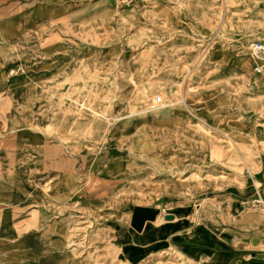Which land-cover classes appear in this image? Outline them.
I'll return each mask as SVG.
<instances>
[{"label": "rangeland", "instance_id": "1", "mask_svg": "<svg viewBox=\"0 0 264 264\" xmlns=\"http://www.w3.org/2000/svg\"><path fill=\"white\" fill-rule=\"evenodd\" d=\"M231 1L0 0V264H202L198 230L264 238V1Z\"/></svg>", "mask_w": 264, "mask_h": 264}, {"label": "crops", "instance_id": "2", "mask_svg": "<svg viewBox=\"0 0 264 264\" xmlns=\"http://www.w3.org/2000/svg\"><path fill=\"white\" fill-rule=\"evenodd\" d=\"M258 174L255 179L264 185V163L262 168L258 170ZM165 231V229L162 230V233ZM198 233L196 232L194 235L198 236ZM220 234L222 233L210 234L207 232L209 236L207 238H195L194 235H189L188 242L194 246L186 245L190 247L192 256L202 264H264L263 237L253 238L254 244L253 247H250L246 243L243 244V241H237L238 239L234 241L232 237L229 238Z\"/></svg>", "mask_w": 264, "mask_h": 264}, {"label": "built area", "instance_id": "3", "mask_svg": "<svg viewBox=\"0 0 264 264\" xmlns=\"http://www.w3.org/2000/svg\"><path fill=\"white\" fill-rule=\"evenodd\" d=\"M248 50L252 61L253 72L264 78V40L253 41ZM161 101L162 98L160 96L155 99V103L157 104L161 103ZM263 202L261 190L257 188V195L253 199V204L260 205Z\"/></svg>", "mask_w": 264, "mask_h": 264}, {"label": "bare ground", "instance_id": "4", "mask_svg": "<svg viewBox=\"0 0 264 264\" xmlns=\"http://www.w3.org/2000/svg\"><path fill=\"white\" fill-rule=\"evenodd\" d=\"M228 3H229V4H232L233 2H232L231 0H225V5H226V7L228 6ZM261 26H262V30H263V32H264V25H261ZM220 32H221V34H222L223 36L225 35V32H224L223 30H221ZM260 37H262V35H261ZM261 40H264V38L262 37ZM250 45H251V43H250ZM250 45H249V46H250ZM156 77L158 78L157 81H159V80H163V79H165V80H167V81H174L176 75L172 74V72H169V73H163V74H156ZM170 83H171V82H170ZM224 134H225V135H229V134L231 135V132H230V131H225ZM251 135H252V134L247 133V132H244V133H243V136H246L247 138H250ZM232 136H233V134H232ZM247 138H245V139H247ZM263 203H264V202H263ZM263 203L260 204V205H257V206H259L260 209H264V204H263ZM234 211H235V212H240V206L237 205V207H236V205H235V207H234ZM166 221H170V220H166ZM171 221H172V220H171ZM153 223H154V222H153ZM153 223L149 222V223L146 225L145 229L148 231V235L156 234L155 237L158 238V237H160V234H157L158 230H157V231L155 230L156 228H154ZM171 223H173V222H171ZM197 232H199V233H198V236H197V235H194L193 237H195V238H207V237H209V236L207 235V232L204 231V230H203V231L198 230ZM125 245H126V244H125Z\"/></svg>", "mask_w": 264, "mask_h": 264}, {"label": "water", "instance_id": "5", "mask_svg": "<svg viewBox=\"0 0 264 264\" xmlns=\"http://www.w3.org/2000/svg\"><path fill=\"white\" fill-rule=\"evenodd\" d=\"M167 218L168 219H172L173 218V215H168Z\"/></svg>", "mask_w": 264, "mask_h": 264}]
</instances>
